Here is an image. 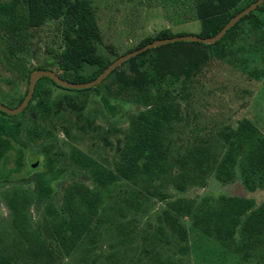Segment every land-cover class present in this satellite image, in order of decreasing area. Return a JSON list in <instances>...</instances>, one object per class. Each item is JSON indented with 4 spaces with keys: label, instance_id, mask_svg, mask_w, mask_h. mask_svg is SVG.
Instances as JSON below:
<instances>
[{
    "label": "rangeland",
    "instance_id": "obj_1",
    "mask_svg": "<svg viewBox=\"0 0 264 264\" xmlns=\"http://www.w3.org/2000/svg\"><path fill=\"white\" fill-rule=\"evenodd\" d=\"M197 1L71 0L75 6L81 2L89 4L102 35L95 43L96 53L110 61L130 52L145 37L155 36L164 28L187 34L201 32V20L196 17ZM251 1L244 0L237 8ZM24 11L25 0H0V38L9 27L30 29L22 14ZM256 17L264 21V8L238 21L221 43L206 49L207 60L179 75L177 88L169 96V101L179 105L181 110V119L176 123L169 146V171L153 184L122 178L114 182L111 190L102 193L99 214L91 231L69 255L49 236L51 227L45 206L52 202L60 210L73 185L100 189L92 183L88 172L72 165L70 151L76 147L104 166L115 169L117 143L128 129L129 121L110 125L97 115L95 105L89 102L90 92L55 88L54 97L68 95L73 103L64 104L54 118L43 121L42 125L51 130L65 164L77 174H68L56 181V197L39 206L34 181L0 185V244L5 252L16 257L17 264H46L45 259L36 262V256L28 254L31 245L42 241L53 253L45 257L54 258L51 264H163L169 260H178L180 264H260L240 259L214 238L202 237L193 226L191 211L186 212L206 197L237 195L254 197L257 203L264 201V188L249 191L238 167L231 181L223 182L216 177L217 164L227 148L221 134L237 128L245 118L264 133V25L258 26ZM62 28L61 18L49 20L33 30L30 45L22 52L30 69L39 66V53L45 52L47 47L64 50ZM121 76L136 79L137 71L124 62L104 83L116 92L115 81ZM10 79L11 74L0 63V101L9 107L16 106L28 90L27 79L15 84L9 83ZM127 94L123 91L121 96ZM142 109V105H133L129 113L135 115ZM26 117H31L29 111ZM40 143L38 139L35 145ZM197 149H205L210 155L201 168L193 156ZM15 156V151L9 154V169L16 165ZM36 159L37 155L27 150L25 166L17 173L22 177L29 175L32 162L38 161L40 165L42 161V158ZM42 170L45 168L40 166L38 171ZM17 192L20 194L18 201ZM11 200L24 209L25 220L21 224L25 229L15 223ZM171 222H175V230ZM179 225L183 226L184 238L177 230ZM160 237L170 242H163Z\"/></svg>",
    "mask_w": 264,
    "mask_h": 264
},
{
    "label": "trees",
    "instance_id": "obj_2",
    "mask_svg": "<svg viewBox=\"0 0 264 264\" xmlns=\"http://www.w3.org/2000/svg\"><path fill=\"white\" fill-rule=\"evenodd\" d=\"M244 0H198L196 17L201 20V37H212L237 13L257 0H252L243 8H237ZM25 18L29 30H12L0 38V63L11 74V84L27 79L28 88L31 73L39 69L55 71L60 77L74 83H86L96 79L113 61L105 60L96 53V41L101 39V32L85 2L72 5L71 0H25ZM72 5V6H71ZM69 8L66 9V7ZM264 8V5L256 9ZM256 9L254 11H256ZM254 11L241 20L253 16ZM63 38L59 48L47 47L40 52L39 66L30 69L22 57V52L30 45L34 36L33 30L45 25L49 20H60ZM259 18V17H258ZM256 17L258 26L264 25ZM64 21V22H63ZM235 23L225 35L215 43L198 41H176L146 50L125 62L137 71L136 79L121 76L116 83V92L104 83L117 69L97 86L71 89L57 84L48 76L39 78L35 91L27 107L19 114H9L0 110V185L25 184L34 181L36 184L37 205L56 197L55 183L62 176L77 174L65 164V158L58 151V143L50 129L42 125L43 121L54 118L55 112L64 104L73 103L68 95L54 97L55 88L76 93H91L89 102L95 105L97 115L110 125L129 121V127L117 143L118 158L115 169L104 166L93 156L72 147L69 160L75 167L89 173L92 183L99 190L88 186L73 185L68 189L62 206L48 202L45 212L50 222L49 236L69 255L91 231L102 193L111 190V185L119 178L138 182L144 180L152 183L161 179L169 171V146L176 123L181 119L180 106L169 101L170 94L176 90L179 75L186 74L207 60L206 49L218 45L234 29ZM164 28L155 36L145 37L133 50H137L157 39L186 35ZM131 50V51H133ZM128 53V52H127ZM150 56H147L149 55ZM147 56V57H146ZM148 60V61H147ZM57 69L63 71L59 73ZM127 91L126 96H121ZM25 95L20 98L19 106ZM133 105H142L144 109L130 115ZM29 111L31 117H26ZM27 118L31 119L28 121ZM42 121V122H40ZM31 122V123H30ZM227 148L216 167V177L223 182L231 181L239 168L244 186L251 192L264 188V133L249 119L241 120L237 128L221 134ZM41 143L36 146L38 141ZM43 139V140H42ZM27 150L33 151L37 159L42 158L40 165L32 167L30 174L24 177L17 172L25 166ZM15 151V166L8 168L9 154ZM196 163L201 168L210 155L205 149L194 150ZM43 166L45 170L38 171ZM20 194H15L16 201ZM11 200L15 212V223L21 228L25 220L24 209ZM193 210V211H192ZM187 209L193 217V226L201 236L214 238L226 250L237 254L245 261H256L264 264V201L257 203L254 197L226 196L206 197L194 209ZM169 219V217H168ZM170 226L176 229L175 222ZM177 230L184 238L183 226ZM163 229L160 230L162 233ZM163 242L169 239L160 237ZM39 241L28 249V254L38 260L51 264L54 258L52 251ZM45 248V249H44ZM43 249V250H42ZM186 248H183V251ZM0 264H17L16 257L5 252L0 244ZM163 264H180L178 260H169Z\"/></svg>",
    "mask_w": 264,
    "mask_h": 264
},
{
    "label": "water",
    "instance_id": "obj_3",
    "mask_svg": "<svg viewBox=\"0 0 264 264\" xmlns=\"http://www.w3.org/2000/svg\"><path fill=\"white\" fill-rule=\"evenodd\" d=\"M264 0H257L250 4L248 7L237 13L234 17H232L229 22L221 29L219 33L212 37H201L198 34H186V35H181V36H175V37H169V38H164V39H157L151 43L146 44L145 46L137 49L130 51L128 53H125L124 55H121L118 57L114 62H112L96 79L86 82V83H74L70 82L66 79H63L60 77L55 71L49 70V69H39L35 70L31 73L30 76V84L28 88V93L26 97L23 99L22 103L15 107L11 108L7 106L6 104H3L0 101V110L7 112L9 114L15 115L19 114L22 112L28 105L29 101L32 99L35 87H36V82L39 78L43 76H48L51 79H53L57 84L66 87V88H71V89H83V88H89L93 86H97L100 84L108 75L113 72L115 69H117L120 65H122L124 62L127 60L136 57L138 54L152 49L154 47L171 43V42H176V41H198L206 44L210 43H215L219 41L225 33L238 21H240L242 18H244L246 15L254 11L258 6H260ZM39 164V162L33 163V166L36 167Z\"/></svg>",
    "mask_w": 264,
    "mask_h": 264
}]
</instances>
